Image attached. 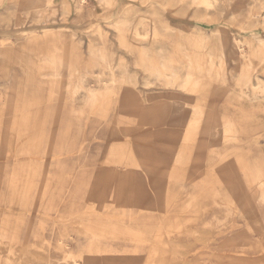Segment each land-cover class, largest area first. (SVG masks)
I'll return each mask as SVG.
<instances>
[{
	"label": "rangeland",
	"instance_id": "rangeland-1",
	"mask_svg": "<svg viewBox=\"0 0 264 264\" xmlns=\"http://www.w3.org/2000/svg\"><path fill=\"white\" fill-rule=\"evenodd\" d=\"M74 263L264 264V0H0V264Z\"/></svg>",
	"mask_w": 264,
	"mask_h": 264
},
{
	"label": "bare ground",
	"instance_id": "bare-ground-1",
	"mask_svg": "<svg viewBox=\"0 0 264 264\" xmlns=\"http://www.w3.org/2000/svg\"><path fill=\"white\" fill-rule=\"evenodd\" d=\"M203 1H205V3L207 2V0H203ZM37 13H38V11H37ZM200 32V31H199ZM183 61V60H182ZM182 63H184V62H182ZM177 64V63H176ZM185 64V63H184ZM173 66V65H172ZM184 67H188V64H186ZM178 70V69H177ZM174 74V73H173ZM147 83H148V81H147ZM149 84V83H148ZM89 99L92 101V102H95V101H97V95H96V93H91L90 94V96H89ZM108 233V232H107ZM106 233V234H107ZM116 235V234H115ZM91 262V261H90ZM74 264H76V263H74Z\"/></svg>",
	"mask_w": 264,
	"mask_h": 264
}]
</instances>
